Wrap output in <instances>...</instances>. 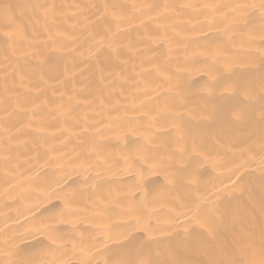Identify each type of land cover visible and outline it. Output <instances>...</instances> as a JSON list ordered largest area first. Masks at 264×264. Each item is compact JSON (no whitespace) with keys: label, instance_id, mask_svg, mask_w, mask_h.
Listing matches in <instances>:
<instances>
[{"label":"bare ground","instance_id":"6f19581e","mask_svg":"<svg viewBox=\"0 0 264 264\" xmlns=\"http://www.w3.org/2000/svg\"><path fill=\"white\" fill-rule=\"evenodd\" d=\"M0 264H264V0H0Z\"/></svg>","mask_w":264,"mask_h":264}]
</instances>
